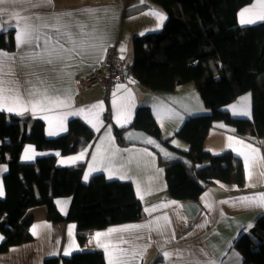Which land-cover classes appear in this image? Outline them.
<instances>
[{"label":"trees","instance_id":"obj_1","mask_svg":"<svg viewBox=\"0 0 264 264\" xmlns=\"http://www.w3.org/2000/svg\"><path fill=\"white\" fill-rule=\"evenodd\" d=\"M167 15L162 29L135 37L130 65L136 81L153 91H172L193 81L207 114L187 118L176 136L189 144L185 159L162 157L171 149L162 139L149 107L139 106L131 127L147 135L146 140H125L123 130L113 127L120 144L137 143L152 148L163 167L167 191L177 201L198 200L203 191L219 180L241 186L243 163L231 150L213 154L204 141L213 122L233 126L235 132L251 139L264 138V21L241 26L237 12L252 0H148ZM0 49L13 50V31L0 32ZM245 92L251 94V117L232 116L224 107ZM95 132L80 120L67 122L66 132L45 135L42 119L0 110V164L5 196L0 198V252L31 240V207L43 205L54 223H76V237L82 244L86 235L112 224L143 218L141 201L129 181L107 179L102 173L81 181L82 165L58 166L52 154L33 162H22L26 144L37 150L62 154L75 152ZM151 140L154 143H148ZM71 196L66 215L56 207L55 198ZM232 246L245 264H264V214L252 227L236 237ZM57 257L43 264H58ZM62 264H106L99 248L74 251Z\"/></svg>","mask_w":264,"mask_h":264},{"label":"crops","instance_id":"obj_2","mask_svg":"<svg viewBox=\"0 0 264 264\" xmlns=\"http://www.w3.org/2000/svg\"><path fill=\"white\" fill-rule=\"evenodd\" d=\"M260 4H264V0H252L239 9L237 23L241 25L239 13L242 9L256 5L254 12L258 13ZM86 7L110 10L106 15L99 13L100 18L95 21L97 27L105 36L104 48L100 49L93 58L85 59L82 63L77 58L73 66L67 69L72 73L70 79H55L54 74L47 66L22 68L18 60L13 62L4 58H0V68H3L0 77L18 82L21 94H24L29 87L26 81H31L37 87H41L37 82V76L45 81V86H53L50 91L61 97L64 95V89L70 88L71 99L68 102L70 105L68 108L54 109L51 112L37 110L34 114L28 111L23 115H31L42 119L47 137L65 133L67 122L73 118L80 120L93 129L95 132L94 137L70 154H62L58 150H37L32 144H26L21 151L20 160L22 162H33L40 156L52 154L55 156V162L58 166L71 167L81 164V181L84 183L88 182L90 177L97 173H102L109 180L129 181L133 186L136 197L142 203L143 218L138 221L112 224L105 228L96 229L88 233L83 243L79 244L76 237L75 222L54 223L47 218L45 206L31 207L27 211V215L32 216L30 224L31 240L11 246L6 251L0 252V264H43L45 259L51 257L59 258L58 264H62L61 259L63 257H68L74 251L91 248L101 249L105 263L108 264V255L93 240L97 232L106 233L108 229L142 224L153 217L164 214H167L171 220L170 228L164 235L156 232L149 233L147 230L122 234L125 239L130 240V243L120 244L119 246L121 248L135 247L139 252L135 260H131V264H196L197 261L204 264L209 259L215 261L216 264H245L241 254L232 246V243L239 234L248 231L255 220L264 214V207L249 206L240 202L238 198L252 197L264 193V138L251 139L247 136H241L235 132L233 126L222 121L213 122L204 141L205 149L213 154L221 153L226 149L231 150L243 163L244 181L241 186H237L234 183L214 180L196 200L199 206L198 211L193 215L187 212L184 206L186 201H177L169 196L164 169L159 164L158 154L152 148L142 144H120L115 137L113 127L123 130L125 140H146L147 135L135 130L131 127V123L135 110L139 106H147L159 126L161 138L169 140L168 143L171 149H163L161 152L162 157L185 159L184 153L188 150L189 144L177 137L175 135L176 131L187 118L207 114L210 111L203 103L194 82L181 83L172 91H153L136 80L134 82L115 81L108 93L105 92L102 86L81 89L77 84L78 76L88 74L101 66V57H103L105 49L107 50L110 47L116 50L119 59L125 63L126 68L131 69L133 39L160 31L167 15L159 6L148 0H52L50 5L32 8L29 9V12L46 16L52 13L72 11L74 15L70 19L92 23L87 16L78 11ZM152 11L163 14L165 19L162 24L154 16L146 14ZM252 18H255L254 15ZM10 19L11 22H16L15 18L0 16V21L5 24L9 23ZM258 22L260 21L258 20L255 23ZM8 30L13 31L14 49L11 51L0 49V51L17 54L20 50L16 46V32L12 27H6L2 32ZM73 30L75 31V29ZM54 89H59L60 92L55 93ZM114 92L115 96L113 95ZM248 94L250 92L241 94L224 108L232 116L250 118L251 113L249 116L233 114L241 111L242 108H246L251 112V96L250 101H242L241 99ZM113 100H116L118 105H123L122 111L128 113L129 123L123 127L116 123ZM99 102H103L102 108L93 110L100 113L98 119L102 124L93 119V123H96L99 131L85 119V115L92 119V115L87 111L78 116H68L62 122L57 118L59 112L77 111L81 108L87 110L90 106ZM1 111L9 113L7 110ZM53 131L57 134L50 135L49 133ZM229 137L233 139L229 140ZM241 141L243 143H240ZM229 144H231V147L228 146ZM245 145H251L259 149L258 156L262 158L261 162L252 167L251 178H249L248 171L245 169L244 158L237 154V150L250 151L245 148ZM25 155L32 158L24 159ZM77 157L80 158L77 159ZM5 170L6 165L0 164V186L3 190V195L0 198L5 196L2 179ZM86 174L88 175L87 180L84 179ZM141 195L143 199L140 198ZM172 201L177 202V204L160 207L162 204H169ZM221 201H225V203H221ZM70 202L71 196L55 198L56 207L62 215L67 214ZM153 206L156 210L150 216L145 212V208H152ZM180 217H183V219H180ZM33 226H37V235H33ZM115 235L121 234L117 233ZM137 236H140L141 239H136ZM3 238L4 236L0 232V243ZM109 239L112 238L102 236L101 242H107ZM113 242L116 241L113 240ZM65 250H69L70 254L65 255ZM165 251L173 253L170 260L165 259ZM177 252L181 255H176Z\"/></svg>","mask_w":264,"mask_h":264},{"label":"snow or ice","instance_id":"obj_3","mask_svg":"<svg viewBox=\"0 0 264 264\" xmlns=\"http://www.w3.org/2000/svg\"><path fill=\"white\" fill-rule=\"evenodd\" d=\"M52 0H0V16H8L9 18H15V23L11 22L5 24L0 21V32L4 31L6 27H12L16 32V46L20 50L17 54H9L0 51V58H4L10 61H19L22 68L31 67H49L54 78L57 80H67L71 78L72 73L67 71L68 68L73 66V63L79 58L82 63L85 59L93 58L97 52L104 48L105 36L97 27L95 21L100 17L99 13L105 15L110 11L106 8H83L78 10L81 14L88 17L89 22H82L79 20L70 19L74 13L72 11L62 13H52L46 16H41L35 13H30L29 9L38 8L44 5H50ZM256 5L242 9L239 13L240 24L248 25L259 21H264V4H260V11L254 12ZM19 9V11H17ZM154 16L160 24L163 23L165 17L163 14L152 11L146 13ZM254 15L255 18H252ZM248 17V18H246ZM159 26V24H158ZM75 29V31L73 30ZM106 51V49H105ZM123 58V57H121ZM103 59V57H101ZM3 68H0V72ZM11 71V69H9ZM37 82L41 87H37L31 81H26L29 87L25 90L24 94H21L18 87V82L5 80L0 77V110H7L8 112H15L18 115H23L25 112L31 111L33 114L39 111H54V109L68 108L69 100L71 99V89H64V95L61 97L58 94H53L50 89L53 86H45V81L37 76ZM11 85V86H9ZM55 93H59V89H54ZM115 96V92L113 93ZM251 94L241 98L242 101H250ZM103 102L90 106L89 109L81 108L77 111L59 112L57 118L62 122L68 116H78L86 111L92 115V119L88 115H85V119L88 123L92 124V127L97 128L96 123H93V119L99 121V112L93 110L102 108ZM113 107L115 109L116 123L121 127L129 123V116L126 111H122L123 105H118L116 100H113ZM234 115L249 116L250 112L246 108H242L239 112H234ZM47 118V117H46ZM61 129L62 124H61ZM99 131V128H97ZM50 135H56V132H50ZM233 139L229 137V140ZM148 143H154V141L148 140ZM240 143H243L242 141ZM231 147V144L228 145ZM245 148L249 149V152L237 150V154L244 158V166L248 171L249 178H251V169L257 163L261 162L262 158L258 156L259 149L252 147L251 145H245ZM29 155H25L24 159H31ZM80 157H77L79 159ZM95 159V157H93ZM122 179L124 177H121ZM84 179H88V175L84 176ZM139 194V188H138ZM3 195L2 186H0V196ZM143 199V196H140ZM238 200L249 206L264 207V193L254 195L252 197H241ZM225 203V201H221ZM177 202L172 201L169 204H162L160 207H169L176 205ZM211 207L210 205H208ZM179 207V205H177ZM155 206L152 208H145L150 216L155 211ZM183 219V217H180ZM171 220L167 214L159 217H153L145 221L142 224L127 225L121 228L108 229L106 233L97 232L93 237L97 246L104 249L108 255V264H131V260H135L139 254L138 249L121 248L120 244H129L130 240H127L122 235L123 233L139 232L140 230H147L150 232H156L160 235H164L170 228ZM37 226H33V235H37ZM71 231V230H70ZM120 233L121 235H115ZM107 236L112 239L107 242H101V237ZM174 238V237H173ZM136 239H141L137 236ZM113 240L116 242L114 243ZM70 254L69 250H65V255ZM173 253L164 252L165 259H171ZM176 255H181L177 252ZM130 257V259H129ZM196 264H200L199 261ZM204 264H216L213 260H207Z\"/></svg>","mask_w":264,"mask_h":264},{"label":"built area","instance_id":"obj_4","mask_svg":"<svg viewBox=\"0 0 264 264\" xmlns=\"http://www.w3.org/2000/svg\"><path fill=\"white\" fill-rule=\"evenodd\" d=\"M135 80L133 71L126 68L116 50L110 47L103 55L101 66L88 74L78 76L77 84L81 89L102 86L108 93L115 81L134 82Z\"/></svg>","mask_w":264,"mask_h":264},{"label":"water","instance_id":"obj_5","mask_svg":"<svg viewBox=\"0 0 264 264\" xmlns=\"http://www.w3.org/2000/svg\"><path fill=\"white\" fill-rule=\"evenodd\" d=\"M184 206H185V209L187 210V212H189L192 215L195 214L199 209L197 202L194 200L186 201Z\"/></svg>","mask_w":264,"mask_h":264},{"label":"rangeland","instance_id":"obj_6","mask_svg":"<svg viewBox=\"0 0 264 264\" xmlns=\"http://www.w3.org/2000/svg\"><path fill=\"white\" fill-rule=\"evenodd\" d=\"M97 87V86H96ZM250 109H251V106H250ZM251 113V112H250Z\"/></svg>","mask_w":264,"mask_h":264}]
</instances>
